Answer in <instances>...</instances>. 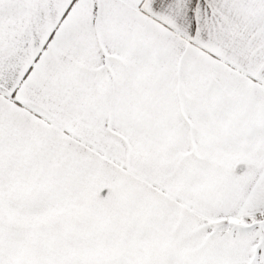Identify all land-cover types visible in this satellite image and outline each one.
<instances>
[{
  "label": "snow or ice",
  "instance_id": "1",
  "mask_svg": "<svg viewBox=\"0 0 264 264\" xmlns=\"http://www.w3.org/2000/svg\"><path fill=\"white\" fill-rule=\"evenodd\" d=\"M0 264H264V0H0Z\"/></svg>",
  "mask_w": 264,
  "mask_h": 264
}]
</instances>
